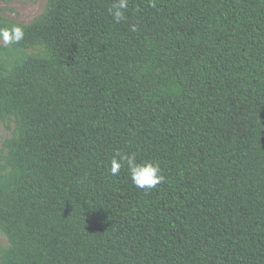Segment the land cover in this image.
I'll return each instance as SVG.
<instances>
[{
    "label": "trees",
    "instance_id": "16d2710c",
    "mask_svg": "<svg viewBox=\"0 0 264 264\" xmlns=\"http://www.w3.org/2000/svg\"><path fill=\"white\" fill-rule=\"evenodd\" d=\"M112 2L0 15V264H264V0Z\"/></svg>",
    "mask_w": 264,
    "mask_h": 264
},
{
    "label": "clouds",
    "instance_id": "9594fccd",
    "mask_svg": "<svg viewBox=\"0 0 264 264\" xmlns=\"http://www.w3.org/2000/svg\"><path fill=\"white\" fill-rule=\"evenodd\" d=\"M128 6L129 0H113L111 7L108 9L109 15L112 16L116 23H120L122 20H126L125 12ZM131 30H137L135 24L132 25ZM12 33L13 35L10 36L5 31V39L10 40L14 38L16 41H19L24 35L20 27H14ZM125 165L127 166L133 185L138 189L149 191L156 188L158 184H161L165 180L159 162L146 161L137 163L134 153L129 155L117 152L112 159L110 173L118 175Z\"/></svg>",
    "mask_w": 264,
    "mask_h": 264
},
{
    "label": "rangeland",
    "instance_id": "374dc122",
    "mask_svg": "<svg viewBox=\"0 0 264 264\" xmlns=\"http://www.w3.org/2000/svg\"><path fill=\"white\" fill-rule=\"evenodd\" d=\"M45 0H0V15L21 23H30L44 8ZM0 43L3 41L0 39ZM12 135V126H0V151L2 142ZM0 242L7 245L6 237L0 232Z\"/></svg>",
    "mask_w": 264,
    "mask_h": 264
}]
</instances>
